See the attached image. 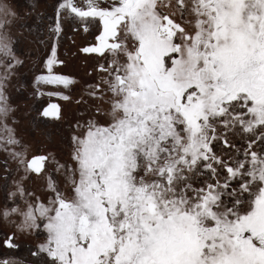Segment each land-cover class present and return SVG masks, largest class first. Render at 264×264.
I'll return each instance as SVG.
<instances>
[{
	"label": "snow or ice",
	"instance_id": "obj_1",
	"mask_svg": "<svg viewBox=\"0 0 264 264\" xmlns=\"http://www.w3.org/2000/svg\"><path fill=\"white\" fill-rule=\"evenodd\" d=\"M62 15L99 26L81 51L105 60L70 162L29 157L9 126L7 84L23 61L18 12L0 0V150L15 205L0 215L46 233L27 264H264V0H58L57 39ZM56 63L53 45L37 84L74 83L51 75ZM10 161L25 175L8 191ZM4 244L19 248L15 231Z\"/></svg>",
	"mask_w": 264,
	"mask_h": 264
},
{
	"label": "rangeland",
	"instance_id": "obj_2",
	"mask_svg": "<svg viewBox=\"0 0 264 264\" xmlns=\"http://www.w3.org/2000/svg\"><path fill=\"white\" fill-rule=\"evenodd\" d=\"M17 12L18 17L10 25V35L13 37L16 56L23 61L17 65L8 81L6 95L8 102L14 111L9 118V126L13 127L17 138L21 141L27 154L30 156L39 153L47 155L53 153L61 162L71 160L73 149L72 136L79 134L77 123H83L89 118L90 110L96 101L89 99L86 85L97 80L96 71L98 63H104L103 57L96 53H83L81 49L93 42L99 26H89L85 32L79 21L61 16L63 31L57 39L52 31L55 27V5L58 0H8ZM78 4L83 0H76ZM101 3H112V0H100ZM19 41L16 44V41ZM56 46L57 60L52 66L51 75L69 76L74 80L73 84L36 83L38 76L49 75L46 61L51 56V49ZM5 58L0 56V61ZM2 71V69H0ZM70 95L71 99H64ZM110 95V94H109ZM83 98L85 103H78ZM48 103L58 106V115L43 116L41 110ZM105 109L108 105L103 104ZM20 150V146H16ZM0 158V171L4 172L3 161L7 154ZM13 180L24 177L23 170L17 171L14 161L9 162ZM27 190L41 194L42 181L29 174L23 180ZM9 186V187H10ZM23 206V201H19ZM17 230V229H16ZM18 231V230H17ZM39 233V234H38ZM43 230H34L31 234L18 231L20 239L33 242H41L44 238Z\"/></svg>",
	"mask_w": 264,
	"mask_h": 264
},
{
	"label": "flooded vegetation",
	"instance_id": "obj_3",
	"mask_svg": "<svg viewBox=\"0 0 264 264\" xmlns=\"http://www.w3.org/2000/svg\"><path fill=\"white\" fill-rule=\"evenodd\" d=\"M81 28L83 29V26H81ZM97 35H99V30H98L97 33H95V35L93 37V42L91 44L98 43V41L95 39V37ZM88 45H90V44H88ZM88 45H85V46H88ZM52 105L57 106L55 103H48L47 105H45L42 108L41 112L43 113V111L45 109H48L49 111H57L58 110V106H57L56 109H53V108L50 107ZM108 107H109V105H108ZM2 154L3 153L0 151V158L2 157ZM34 155H40V154L37 153V154H34ZM4 177H5V172L0 171V211H3L8 206H15L13 204V200L12 199H6ZM10 179H13V174L7 180L8 191L14 190V185L10 186V183H9L11 181ZM12 219L15 220L16 218L13 217ZM13 231L16 232V240H17V242L19 244V248H17V249H10V248L6 247L5 244H4V240L6 238V234H11V232H13ZM45 236H46V233H43L42 237L45 238ZM37 243H39V242H33V241H27V240H24V239H20V237L18 235V231L16 230L15 226L12 223H9L7 220H5L2 215H0V260L13 259V260L21 262V264H27V261L30 259L29 249L32 248Z\"/></svg>",
	"mask_w": 264,
	"mask_h": 264
}]
</instances>
